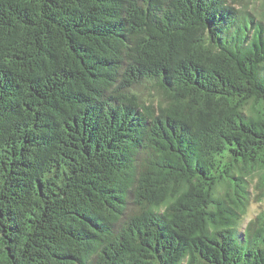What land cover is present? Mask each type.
Returning <instances> with one entry per match:
<instances>
[{
    "label": "trees",
    "instance_id": "16d2710c",
    "mask_svg": "<svg viewBox=\"0 0 264 264\" xmlns=\"http://www.w3.org/2000/svg\"><path fill=\"white\" fill-rule=\"evenodd\" d=\"M235 1L0 0V264H264V21Z\"/></svg>",
    "mask_w": 264,
    "mask_h": 264
},
{
    "label": "rangeland",
    "instance_id": "374dc122",
    "mask_svg": "<svg viewBox=\"0 0 264 264\" xmlns=\"http://www.w3.org/2000/svg\"><path fill=\"white\" fill-rule=\"evenodd\" d=\"M235 6L243 10L249 11L256 20L264 21V0H236ZM254 182L250 187V203L246 209L243 224L245 225L251 218L255 217L260 211L264 210V198L259 199L257 189L254 187ZM261 200V201H258Z\"/></svg>",
    "mask_w": 264,
    "mask_h": 264
}]
</instances>
